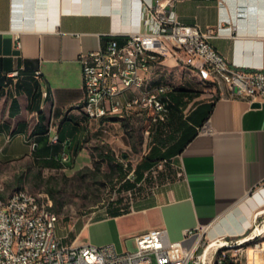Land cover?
<instances>
[{"label": "crops", "instance_id": "0c3cea01", "mask_svg": "<svg viewBox=\"0 0 264 264\" xmlns=\"http://www.w3.org/2000/svg\"><path fill=\"white\" fill-rule=\"evenodd\" d=\"M223 3L221 7L217 0H182L173 9L179 21L201 28L228 16L221 35L209 42L238 66L264 69V0ZM139 5L140 0H0L2 158L30 155L34 165L50 173L74 166L76 154L84 148L83 135L95 124L111 122L106 117L89 119L77 107L83 96L78 55L103 47L111 38L123 43L139 28ZM21 66L22 76L6 87V73ZM37 67L40 78L34 75ZM175 74L199 85L206 82L196 70L172 59L154 65L149 78L157 84ZM178 88L183 93L170 107L166 133L175 132V145L181 147L164 159L172 165L171 177L150 204L89 222L79 243H113L117 248L107 233L116 230L117 220L129 216L141 221L136 234L161 226L170 239L178 240L193 229L194 234L185 238L188 245L205 237L226 240L230 232H245L264 216V191L259 190L264 182V101L253 105L231 95L226 86L209 87L214 93H209L210 99H198L202 88L197 86ZM176 93L175 87L169 91L167 102ZM193 131L184 145L179 143L180 136ZM105 223L111 224L108 229L99 227L90 238L82 235Z\"/></svg>", "mask_w": 264, "mask_h": 264}, {"label": "built area", "instance_id": "2783aa9c", "mask_svg": "<svg viewBox=\"0 0 264 264\" xmlns=\"http://www.w3.org/2000/svg\"><path fill=\"white\" fill-rule=\"evenodd\" d=\"M177 1L182 0H140L139 28L128 33L123 43L111 38L101 48L79 53L83 96L77 107L89 119L147 110L152 124L164 120L167 93L174 87L168 82L151 83L149 73L167 59L196 70L198 77L213 87L226 86L231 95L250 102L264 101V69L238 66L209 42L221 35L222 24L229 17L222 16L217 24L204 28L183 23L173 9ZM224 1L217 3L222 7ZM22 69L6 73V87L15 85ZM34 75L41 77L39 67ZM43 94L47 95V90ZM66 158L63 153L62 159ZM128 177L132 179L133 174ZM259 190L264 191V182ZM58 220L51 200L24 188L5 195L0 183V264H242L239 257L226 253L221 243L206 253L209 237L186 244L193 229H188L184 238L172 240L165 228L154 227L134 235L137 247L129 251L118 250L113 243L64 244L56 232ZM254 246L262 247L264 241Z\"/></svg>", "mask_w": 264, "mask_h": 264}, {"label": "rangeland", "instance_id": "374dc122", "mask_svg": "<svg viewBox=\"0 0 264 264\" xmlns=\"http://www.w3.org/2000/svg\"><path fill=\"white\" fill-rule=\"evenodd\" d=\"M167 77L173 87L191 85L202 88L198 99H210L212 96L209 93L214 94L209 90L212 85L207 82L199 85L195 79L181 80L179 74ZM147 112L143 110L140 114L137 110H131L116 115L106 126L95 124L92 132L83 135L81 145L84 148L76 154L74 166L66 167L65 170L50 173L40 169L32 163L30 155L12 160L0 156V183L4 194L24 188L44 200H51L53 210L59 215L56 232L64 244L80 241L83 227L89 222L110 216L113 207H119L126 213L150 204L157 198V192L164 187L167 178L171 177L173 168L167 161H159L147 170L145 177L133 187L123 186V181L131 179L128 175L149 154L153 145H159L158 138L165 135L171 126L169 113V118L153 130ZM101 150L111 156L112 161L103 159ZM114 163L121 165L122 169L112 172ZM138 218H120L115 223L116 230L107 233L117 241L118 250L136 249L135 226L141 224ZM262 222L264 216H259L245 232H230L224 237L228 241L223 246L226 253L236 255L242 264H248L249 254L254 248L264 249V246H254L255 242L264 241V230L252 239L241 242V238L258 227L264 228ZM110 225L105 223L89 227L82 235L90 238L97 228L108 229ZM92 238L97 240L98 237ZM254 264H264V258L258 257Z\"/></svg>", "mask_w": 264, "mask_h": 264}, {"label": "trees", "instance_id": "16d2710c", "mask_svg": "<svg viewBox=\"0 0 264 264\" xmlns=\"http://www.w3.org/2000/svg\"><path fill=\"white\" fill-rule=\"evenodd\" d=\"M22 70H21V74L23 73ZM175 89H177V93L172 96L173 99L169 98V100L167 102L168 111H167V115H166L164 120H166L168 118V116H169V113H170V110H171L170 107H174L175 106V104L177 103V100L179 98L178 96L183 93V92H181L182 89L180 90V88H178V87L177 88L175 87ZM174 98L177 99V100H175ZM213 104L214 103L211 102L210 103V107H212ZM115 116L116 115H110V116H107L106 118L112 120ZM164 120H159L157 123L153 124V130H155L157 128V125L159 123L164 122ZM194 132L195 131H193L192 133H190L188 135H185L184 137L182 136L183 138L180 136V138L182 140H180L179 143L184 145L193 136ZM175 138H176V133L175 132L168 133V134L163 135L162 137H159L158 138L159 145H153L151 147L149 154L146 155L142 159V161H140L135 166V168L133 169V173H132L133 177H132V179L126 178L123 181V186H125L127 188L133 187L137 183V181H140L141 179H143L145 177V172H147V170L151 169V167H153L159 161H163L165 158H168L171 155H173L175 150H180L181 147L177 148V145H175V143H176ZM162 147H164L163 150H162ZM100 154H101L103 159H106L108 161H112L111 156L107 155L106 152L103 151V153H102V150H101ZM85 168H88V167H85ZM121 169H122L121 165H117V163H114L111 166V171L112 172L117 171V170H121ZM51 194H52V192H51ZM122 213H125V212H123L119 207H113L111 209V211H110V216H116V215H119V214H122Z\"/></svg>", "mask_w": 264, "mask_h": 264}, {"label": "bare ground", "instance_id": "6f19581e", "mask_svg": "<svg viewBox=\"0 0 264 264\" xmlns=\"http://www.w3.org/2000/svg\"><path fill=\"white\" fill-rule=\"evenodd\" d=\"M262 230H264V228L258 227L256 229H254L249 234L243 236L241 238V242H243L245 240L252 239V238L258 236L260 234V232H262ZM219 243H221L222 245H226V244H228V241L227 240H222V239L221 240H218V239H215V238L210 239V243H209V245L206 248V253H208V251L210 250L211 247H213L215 244H219ZM258 257L259 258L260 257L264 258V249H262V248H254L253 252H251L249 254L248 264H254V261Z\"/></svg>", "mask_w": 264, "mask_h": 264}, {"label": "water", "instance_id": "95a60500", "mask_svg": "<svg viewBox=\"0 0 264 264\" xmlns=\"http://www.w3.org/2000/svg\"><path fill=\"white\" fill-rule=\"evenodd\" d=\"M252 104H253V105H258L259 102H258V101H254V102H252Z\"/></svg>", "mask_w": 264, "mask_h": 264}]
</instances>
